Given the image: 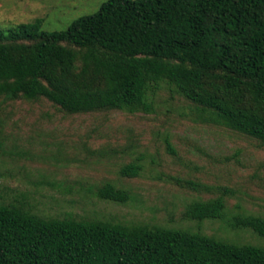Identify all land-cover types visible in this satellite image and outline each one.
Segmentation results:
<instances>
[{"label":"trees","instance_id":"trees-1","mask_svg":"<svg viewBox=\"0 0 264 264\" xmlns=\"http://www.w3.org/2000/svg\"><path fill=\"white\" fill-rule=\"evenodd\" d=\"M42 23L0 32L4 101L46 100L68 115L149 114L167 85L194 105L199 122L264 148V0H108L65 31L42 32ZM141 169L134 161L120 175ZM226 195L191 202L184 217L226 219ZM96 196L132 198L111 183ZM227 223L264 238L262 216ZM0 264H264V248L159 226L45 218L18 202L0 204Z\"/></svg>","mask_w":264,"mask_h":264},{"label":"rangeland","instance_id":"rangeland-1","mask_svg":"<svg viewBox=\"0 0 264 264\" xmlns=\"http://www.w3.org/2000/svg\"><path fill=\"white\" fill-rule=\"evenodd\" d=\"M108 0H0V32L43 21L41 31H65ZM153 112L68 115L46 100L0 98V204L23 202L45 218H73L186 230L264 248V238L234 229L233 215L264 217V148L245 135L196 118L195 107L167 85ZM139 161L137 177L120 175ZM185 182L208 186L194 191ZM111 183L132 198L99 199ZM226 219L190 221L186 207L222 192Z\"/></svg>","mask_w":264,"mask_h":264}]
</instances>
